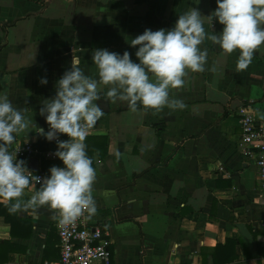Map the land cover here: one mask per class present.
<instances>
[{"label":"crops","instance_id":"0c3cea01","mask_svg":"<svg viewBox=\"0 0 264 264\" xmlns=\"http://www.w3.org/2000/svg\"><path fill=\"white\" fill-rule=\"evenodd\" d=\"M192 8L204 16L208 36L220 34L223 25L208 17L216 0H0V94L31 121L9 151L30 143L35 154L17 159L36 175L63 166L53 155L56 141L39 133L49 130L40 109L72 59L99 80L94 50L127 51L138 62L131 39L172 29ZM201 48L204 71L186 70L183 86L169 90L183 109L138 102L133 111L99 86L104 115L85 140L96 171L91 215L110 231L114 264H264V184L255 161L240 152V109L264 122V46L242 71L238 50L227 54L210 39ZM41 187L32 181L23 199ZM10 209L0 197V264L59 259V212Z\"/></svg>","mask_w":264,"mask_h":264},{"label":"clouds","instance_id":"9594fccd","mask_svg":"<svg viewBox=\"0 0 264 264\" xmlns=\"http://www.w3.org/2000/svg\"><path fill=\"white\" fill-rule=\"evenodd\" d=\"M216 4L208 17L223 25L219 35L208 36L204 16L192 8L179 15L172 29H146L131 39L138 62L127 51L121 55L107 49L94 50L92 62L99 80L85 74L79 59H72L70 70L57 81L55 96L44 100L40 109L49 130L39 128V133L49 142L56 141L53 155L63 164L52 166L44 178L27 175L25 161L9 151L17 136L30 131L31 121L6 94H0V197L11 203V211H35L47 205L59 212L63 223H71L85 212H96V171L85 140L104 115L97 103L101 84L109 86V99L126 101L133 111L138 102L156 111L165 106L183 109L182 101L169 99V90L183 86L186 70L204 71L207 50L201 45L206 39L227 54L238 50V70L251 64L256 51L264 46V0H216ZM39 83L46 85L48 81L41 78ZM59 134H66L68 139L60 140ZM32 181L42 187L25 201V190Z\"/></svg>","mask_w":264,"mask_h":264},{"label":"built area","instance_id":"2783aa9c","mask_svg":"<svg viewBox=\"0 0 264 264\" xmlns=\"http://www.w3.org/2000/svg\"><path fill=\"white\" fill-rule=\"evenodd\" d=\"M241 112V154L255 161L260 179L264 184V122H258L246 106ZM17 156H32L35 151L30 143L15 148ZM26 174L36 176L26 166ZM41 178L43 174L37 175ZM57 230L60 238V258L45 261L43 264H114L110 231L103 223H95L92 215L85 212L71 223H63L57 218Z\"/></svg>","mask_w":264,"mask_h":264},{"label":"trees","instance_id":"16d2710c","mask_svg":"<svg viewBox=\"0 0 264 264\" xmlns=\"http://www.w3.org/2000/svg\"><path fill=\"white\" fill-rule=\"evenodd\" d=\"M17 228H15V225L13 224V226H12V230H11V233H12V236L13 237H15V235H17ZM30 231H32V229L31 230H29V233H30ZM7 244H8V246H9V242H7ZM0 250L1 251H5V243H2L1 245H0Z\"/></svg>","mask_w":264,"mask_h":264},{"label":"water","instance_id":"95a60500","mask_svg":"<svg viewBox=\"0 0 264 264\" xmlns=\"http://www.w3.org/2000/svg\"><path fill=\"white\" fill-rule=\"evenodd\" d=\"M33 162H37V160H34Z\"/></svg>","mask_w":264,"mask_h":264}]
</instances>
